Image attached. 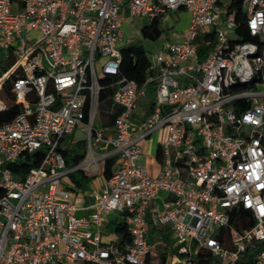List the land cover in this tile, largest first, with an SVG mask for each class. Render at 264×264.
Wrapping results in <instances>:
<instances>
[{"label": "built area", "instance_id": "2783aa9c", "mask_svg": "<svg viewBox=\"0 0 264 264\" xmlns=\"http://www.w3.org/2000/svg\"><path fill=\"white\" fill-rule=\"evenodd\" d=\"M233 1L0 0V113L7 81L20 104L0 120V264H264V0H243L258 42L235 40ZM183 8L188 28L148 54L145 82L123 73V24ZM106 89L119 105L110 125L97 123ZM75 128L86 155L68 166ZM158 129L154 174L140 142ZM38 149L37 165L13 169ZM113 153L117 168L79 206L70 173H101Z\"/></svg>", "mask_w": 264, "mask_h": 264}, {"label": "trees", "instance_id": "16d2710c", "mask_svg": "<svg viewBox=\"0 0 264 264\" xmlns=\"http://www.w3.org/2000/svg\"><path fill=\"white\" fill-rule=\"evenodd\" d=\"M232 8L235 10V15L237 18V27H236V39L239 41H259L258 37L252 35L247 27L246 15L247 12L243 6V0H234L232 3ZM165 32V28L162 22L159 19H155L153 22L146 24L142 28V34L145 38L157 39ZM199 40V38H198ZM210 49V46H200L199 47V56L203 58L207 51ZM123 61H122V71L130 78L135 79L139 84L145 82L147 77V70L150 65V60L148 57V51L140 45L130 43L127 47L122 50ZM6 66H3L5 68ZM152 88L154 84L151 85ZM11 81H7L1 94L9 102V109L5 112L0 113V120H11L20 110V104L16 103L14 100V95L11 90ZM112 95L111 89H106L102 92V98L105 101L110 100ZM114 115L109 117V120L106 123L110 125L112 123ZM78 143V142H76ZM64 155L68 166H73L79 163L86 155V143H81L80 146H65ZM44 155L43 149L34 150L32 152H26L23 159H20L19 162L12 165L13 169L18 173H24L30 167L37 165ZM157 158H160V150L158 149ZM116 163V156L111 155L105 159L104 165L102 168V173L108 179L113 173V166ZM73 183L82 188H86L88 183L94 178L95 174L87 173L82 169L74 170L70 173ZM116 227L117 230H126V226H121L119 224H111ZM169 239V238H167ZM164 257V254H163Z\"/></svg>", "mask_w": 264, "mask_h": 264}, {"label": "rangeland", "instance_id": "374dc122", "mask_svg": "<svg viewBox=\"0 0 264 264\" xmlns=\"http://www.w3.org/2000/svg\"><path fill=\"white\" fill-rule=\"evenodd\" d=\"M191 19V11L188 8H183L180 10H172L168 13L165 21L162 23L165 32L157 39H149L145 38L142 34V28L148 24V20L146 17H134L132 18L131 23L125 22L123 24L124 38L118 41V47L123 50L130 43L143 46L147 51L151 58L157 53L162 43L167 39H174L172 36V32L182 33L184 32L190 23ZM35 39V36L32 37V40ZM3 56V55H1ZM156 95V90L151 86H148L147 89V97L140 100L139 106L135 109V117H137V113L143 109H146L149 105V101L154 99ZM101 120L98 119L97 123H102V121L106 120L105 113L102 115ZM102 125V124H101ZM166 132H163L162 129H158L154 131L151 136L141 141V145L146 151V158L148 160L147 166L150 172L157 173L158 167L155 162V150L157 147V141L161 138H165ZM73 141H77L73 142ZM81 143H86L87 148V134L85 131L80 128H75L71 134L66 135L63 138L62 144L64 146H80ZM93 178L92 180H94ZM90 181L88 183L87 189H92L95 186L94 181ZM165 191H161V194H165ZM77 199H81V197H77ZM159 237L154 236V232H151V241L155 246L159 242Z\"/></svg>", "mask_w": 264, "mask_h": 264}, {"label": "crops", "instance_id": "0c3cea01", "mask_svg": "<svg viewBox=\"0 0 264 264\" xmlns=\"http://www.w3.org/2000/svg\"><path fill=\"white\" fill-rule=\"evenodd\" d=\"M128 23V22H127ZM186 31V30H185ZM184 31V32H185ZM184 32H182V33H176L175 32V35L173 34V32H172V36L174 37V40H180V39H182V37H183V35H184ZM104 108H105V110H107V111H110L112 108H115V109H119V106H114V105H112V99H111V97H110V100H108V101H105L104 102ZM149 110H150V103H149V105H148V107L146 108V109H143V110H141V111H139L138 113H137V117L138 118H140L143 114H147L148 112H149ZM113 114H109L108 112H106L105 113V116H106V120L104 121V122H107L108 120H109V117H111ZM163 132H165V130H162ZM151 136V135H150ZM148 138V137H147ZM162 139L163 138H161V139H159L158 141H157V147H156V150H155V162H156V164H157V167H158V170H157V172L159 171V162H158V158H157V152H158V146H159V143H160V141H162ZM141 141H144V139L143 140H141ZM142 149H143V152H142V154H141V157H140V162L141 163H144L146 166H147V163H148V160H147V158H146V151H145V148L143 147V144H142ZM111 155H115L116 156V163L114 164V166H113V171L117 168V166H118V154L117 153H113V154H111ZM110 155V156H111ZM147 168H148V166H147ZM149 170V169H148ZM94 180H92V181H94V183H95V186H102L103 184H104V182H105V180H106V177H105V175L101 172V173H98V174H96L95 176H94ZM82 188V187H81ZM89 190L90 189H87V187L86 188H82V191H80L77 195H76V202H77V204L79 205V206H83V205H87V204H90V203H92L93 202V197L92 196H90L89 195ZM77 197H81V199H77ZM91 209H89V210H86V209H79L78 210V213L79 214H84V213H87L88 211H90Z\"/></svg>", "mask_w": 264, "mask_h": 264}, {"label": "bare ground", "instance_id": "6f19581e", "mask_svg": "<svg viewBox=\"0 0 264 264\" xmlns=\"http://www.w3.org/2000/svg\"><path fill=\"white\" fill-rule=\"evenodd\" d=\"M111 99H112V97H111ZM104 102H105V99H103L102 98V104H101V112H100V116H99V119L101 120V117H103L102 115L104 114V113H106V112H108L109 114H115L118 110L117 109H115V108H112L110 111H107V110H105V108H104ZM112 105H114V106H119L117 103H115L113 100H112ZM104 121H102V123H103Z\"/></svg>", "mask_w": 264, "mask_h": 264}]
</instances>
